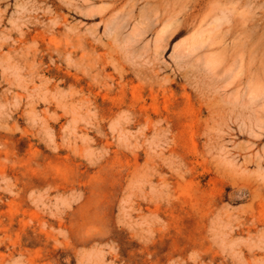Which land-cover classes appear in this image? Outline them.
I'll use <instances>...</instances> for the list:
<instances>
[{"label":"rangeland","instance_id":"obj_1","mask_svg":"<svg viewBox=\"0 0 264 264\" xmlns=\"http://www.w3.org/2000/svg\"><path fill=\"white\" fill-rule=\"evenodd\" d=\"M82 1L0 0V264H264V0Z\"/></svg>","mask_w":264,"mask_h":264},{"label":"bare ground","instance_id":"obj_2","mask_svg":"<svg viewBox=\"0 0 264 264\" xmlns=\"http://www.w3.org/2000/svg\"><path fill=\"white\" fill-rule=\"evenodd\" d=\"M57 1H58V0H57ZM63 1H64V0H63ZM85 1H86V0H85ZM85 1H84V2H85ZM87 1H88V0H87ZM92 1H96V0H92ZM59 2H60V1H59ZM61 2H62V1H61ZM65 2H66V1H65ZM65 2H64V3H65ZM69 2H70V1H69ZM71 2H73V1H71ZM71 2H70V3H71ZM82 2H83V1H82ZM84 2H83V3H84ZM88 2H89V1H88ZM88 2H87V3H88ZM66 3H67V2H66ZM89 3H90V2H89ZM91 3H92V2H91ZM171 3H172V2H171ZM171 3H170V4H171ZM61 4H62V3H61ZM61 4H60V5H61ZM67 4H68V3H67ZM75 4H76V3H75ZM63 5H64V4H63ZM80 5H81V4H80ZM68 7H70V6H68ZM74 7H75V6H74ZM65 8H66V7H65ZM72 8H73V7H72ZM79 8H80V7H79ZM70 9H71V8H70ZM76 9H77V8H75V10H76ZM68 10H69V9H68ZM73 11H74V10H73ZM76 11H77V10H76ZM78 11H79V10H78ZM174 13H175V12H161V13H160V18H159V19H160V20H163L165 17H169L170 15H172V14H174ZM184 14H185V13H184ZM58 27H59V25H58ZM69 44H71V43H69Z\"/></svg>","mask_w":264,"mask_h":264}]
</instances>
